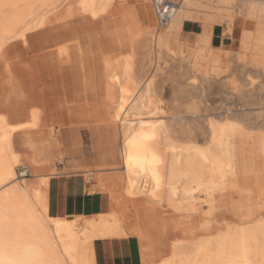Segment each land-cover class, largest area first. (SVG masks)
<instances>
[{"label": "bare ground", "instance_id": "1", "mask_svg": "<svg viewBox=\"0 0 264 264\" xmlns=\"http://www.w3.org/2000/svg\"><path fill=\"white\" fill-rule=\"evenodd\" d=\"M166 1L175 13L160 30L127 0H0V75L22 100L0 106V264H264V115L249 109L264 110V93L247 77L264 46L229 53L245 84L205 78L238 106L212 108L195 83L175 89L192 103L164 100L167 82L202 68L203 53L171 48L173 33L203 40L217 12H232L239 20L225 34L253 24L241 34L264 45V0ZM108 20L127 34L95 38ZM83 130L98 166L71 174L96 175L89 192L107 194L95 200L109 211L68 218L50 184L66 135ZM23 164L37 184L20 177ZM119 241L133 249L109 258L107 244Z\"/></svg>", "mask_w": 264, "mask_h": 264}, {"label": "rangeland", "instance_id": "2", "mask_svg": "<svg viewBox=\"0 0 264 264\" xmlns=\"http://www.w3.org/2000/svg\"><path fill=\"white\" fill-rule=\"evenodd\" d=\"M154 0H127V3L134 6L138 10V14L140 17L143 18L144 16V11H149L150 14V21H151V27L155 29H165L166 27H161L157 21V16L155 13L154 5H153ZM143 2V3H142ZM146 2V3H145ZM236 6V5H235ZM219 16L221 19V23L219 24ZM218 23L215 24L213 27L214 29H210L206 35V37L201 40L199 35L196 32H183L181 33H173L172 37V42H171V48L177 52L181 53L186 56H196L198 53H203V60L201 62L202 68L199 69V74H186L184 72V77H182V81H173L167 82L165 85V97L164 100L173 105L174 107L178 105L179 103L185 102L190 104L192 103L193 100H196L197 98L194 95H181V96H176L175 95V89L177 88L178 85L183 86L184 88H189L190 85L195 83L198 87H202L203 91L205 92L206 96L208 97L209 104L213 108L215 106L220 107L221 106H238L239 100L235 97L230 99L229 101H224L222 100L221 97V88H219V85L217 83H207L205 82V78L215 76L218 79H225L227 77L231 79H237V84L241 86V84H245V77L244 80L240 81L239 77V71L237 69V64L234 62L231 58V55L229 53H243L244 55H249L248 53L254 52V53H260L261 50L263 49L262 47L264 45H260L256 43L253 39L245 37L241 34L243 30L247 31H253L254 25L253 24H247L243 25L240 28H236L235 31V36L236 38L230 37L227 34H225L226 30L229 31V26L227 21H231L233 23H236L239 18L235 16L234 13L230 12L229 14L225 15H219V12L215 15V18ZM144 24H145V19H144ZM92 34L94 35L95 38L98 36H104V35H110L112 37L118 38L120 35L125 36L127 34L126 31V26L123 22L121 21H106L104 24L98 26L96 29L92 31ZM242 35V37H241ZM241 37V41H239ZM248 46L250 51H246L245 48ZM246 61V59L244 60ZM243 62V60L241 61ZM254 64V61H251ZM240 67H244L243 63H239ZM257 70L259 71H248L247 77L250 78L251 83H253L257 88L263 87V92L264 93V61L261 63V65H258ZM179 80V79H178ZM264 95V94H263ZM261 95V98L264 100V96ZM257 99V96H255ZM223 102H222V101ZM223 103V104H220ZM227 103V104H226ZM22 100L18 98H14L8 84L6 83L4 75H0V106H7L10 109L17 106L21 105ZM257 106H253L249 109H254L252 111V115H264V110L260 111ZM259 107V106H258ZM264 107V106H263ZM261 108V107H260ZM257 109V110H256ZM259 111V112H258ZM262 112V113H261ZM253 115V116H254ZM220 116V115H219ZM224 119L223 116L219 117V121ZM259 128L261 129L262 127H258L256 131H260ZM256 129V128H255ZM254 129V130H255ZM264 130V127L262 128ZM261 129V130H262ZM86 132V133H85ZM84 133V134H83ZM88 131H81L79 132H73L71 134L66 135V157L65 160L61 163H58L57 166L54 168L56 169V174L59 175V177L55 180H59L62 177H69L72 176V172L75 170L76 165L78 164H85L83 166H89L91 167L90 169H95V165L98 166L97 163H95V153L92 148V143L91 142V136L90 134L88 135ZM90 141V142H89ZM84 155L83 157H81ZM22 156L25 155L24 152L21 153ZM94 158H93V157ZM89 157V158H88ZM94 165H93V164ZM94 166V167H93ZM27 168L28 166L26 164H23L21 167H19L18 172L21 168ZM29 171V170H28ZM117 174H123L122 172H111L110 174L112 175ZM66 174V175H65ZM81 175V174H80ZM78 176L77 178L81 179L84 184H87V194L90 195L89 197H94L95 199L99 200L103 198L105 202L107 203L108 201V195L105 193H102L99 191V193H96V197L91 195L90 192L93 189L92 186H97L99 181H97V176L95 175V179L91 184H88L87 182H84V177L86 176ZM28 182L32 184H37L39 182L38 178H33L31 173L29 174V177L27 178ZM98 183H97V182ZM52 181V185H53ZM97 183V184H96ZM50 184V197L52 196L51 189L52 185ZM90 191V192H89ZM100 197V198H99ZM98 201V202H99ZM109 209H104L101 210L100 213L108 212ZM78 214H71L68 215V218H74ZM87 215V214H86Z\"/></svg>", "mask_w": 264, "mask_h": 264}, {"label": "crops", "instance_id": "3", "mask_svg": "<svg viewBox=\"0 0 264 264\" xmlns=\"http://www.w3.org/2000/svg\"><path fill=\"white\" fill-rule=\"evenodd\" d=\"M189 33V32H188ZM84 182H86L84 180ZM87 184L77 177H62L53 182L51 193L55 203L57 214L68 216L73 214L74 210L84 215H94L102 210L101 203H96L94 197L87 194ZM106 255L110 258H121L133 247L131 242H111L106 246ZM126 252V253H125Z\"/></svg>", "mask_w": 264, "mask_h": 264}, {"label": "built area", "instance_id": "4", "mask_svg": "<svg viewBox=\"0 0 264 264\" xmlns=\"http://www.w3.org/2000/svg\"><path fill=\"white\" fill-rule=\"evenodd\" d=\"M154 9L156 11V16L159 24L163 25L168 22L169 19L175 13V7L166 0H154ZM20 177L28 178L29 171L27 168L23 167L19 170ZM85 181L91 184L94 181V176L92 173L86 175Z\"/></svg>", "mask_w": 264, "mask_h": 264}]
</instances>
